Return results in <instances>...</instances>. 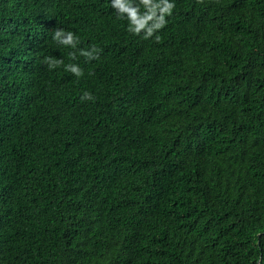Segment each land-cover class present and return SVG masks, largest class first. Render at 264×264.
Masks as SVG:
<instances>
[{
    "label": "trees",
    "instance_id": "16d2710c",
    "mask_svg": "<svg viewBox=\"0 0 264 264\" xmlns=\"http://www.w3.org/2000/svg\"><path fill=\"white\" fill-rule=\"evenodd\" d=\"M0 264H264V0H0Z\"/></svg>",
    "mask_w": 264,
    "mask_h": 264
},
{
    "label": "clouds",
    "instance_id": "9594fccd",
    "mask_svg": "<svg viewBox=\"0 0 264 264\" xmlns=\"http://www.w3.org/2000/svg\"><path fill=\"white\" fill-rule=\"evenodd\" d=\"M114 6L119 7L122 12H129L130 18H132V19L135 18V15H136L135 10H130L127 6L120 4V3H116V4H114ZM172 7H173V4L167 3V4H165L164 11L168 12L172 9ZM148 19H151V16H149ZM144 24H145V21L140 20L138 22V27L135 29V31H139L140 28L144 27ZM162 24H163V17L160 18V22L157 23L155 25V27H161ZM148 34L149 35L151 34V29H149ZM53 38L61 44L74 46L75 37H74V34L71 32L66 33V32H64L63 29L56 30ZM82 54L91 57V53L85 52ZM92 58H95V57H92ZM56 63H60V61H57ZM52 66H55V65L50 63V67H52ZM67 67L71 72L75 73L77 76H80L83 74L82 70L77 65H69ZM82 98L92 99L91 95L87 92L84 94V97H82Z\"/></svg>",
    "mask_w": 264,
    "mask_h": 264
}]
</instances>
